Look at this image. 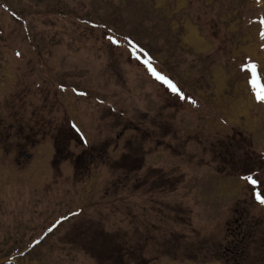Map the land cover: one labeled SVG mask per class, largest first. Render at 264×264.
I'll return each mask as SVG.
<instances>
[{"label":"rangeland","instance_id":"1","mask_svg":"<svg viewBox=\"0 0 264 264\" xmlns=\"http://www.w3.org/2000/svg\"><path fill=\"white\" fill-rule=\"evenodd\" d=\"M261 21L264 0H0V264H238L240 205L238 262L264 264ZM234 132L260 168L222 172Z\"/></svg>","mask_w":264,"mask_h":264},{"label":"trees","instance_id":"2","mask_svg":"<svg viewBox=\"0 0 264 264\" xmlns=\"http://www.w3.org/2000/svg\"><path fill=\"white\" fill-rule=\"evenodd\" d=\"M113 29L115 30L116 28ZM222 137V139H218L219 142L217 141L215 144H213V147H211L212 156L216 161L222 163V168L225 169V171L222 172L230 174L231 176H237V173L234 172L235 170L230 171V169L234 168L236 170H240L241 168L240 171L244 175L245 172L248 171L247 167L249 164L247 162L249 161L256 166L258 165L257 167H261V161L259 160L256 162L255 158L250 152L251 136L242 132H234L231 135H226ZM243 165H245V167L247 168L245 172L242 168ZM239 204L240 202H237V205ZM239 209H236V211L239 213H243L244 216H250L249 208H247L246 206L240 205ZM245 220L248 219L246 218ZM243 236L246 238L248 236V232H243ZM244 243V241H239L237 244L234 245L240 253H243L245 251V246L243 245ZM200 251L203 253L202 248L200 249ZM207 252L210 251L207 250ZM214 260H217V258H215Z\"/></svg>","mask_w":264,"mask_h":264},{"label":"flooded vegetation","instance_id":"3","mask_svg":"<svg viewBox=\"0 0 264 264\" xmlns=\"http://www.w3.org/2000/svg\"><path fill=\"white\" fill-rule=\"evenodd\" d=\"M0 125H2L1 122H0ZM235 213L236 214H240L239 218L235 221L236 228L233 229V228H231L230 225H229V227H227L228 234H231L230 235L231 238L229 240V243L231 245H235L239 241L246 242V240L249 238V232L247 230H245V227L248 226L247 220H244V222H242V218H244V214L243 213H239L236 210H235ZM243 232H248V236L246 238L243 236ZM227 253L231 255V257L233 258L232 259L233 262L241 264V263L238 262V258H240L241 255H240V252L237 249L231 250V249L227 248Z\"/></svg>","mask_w":264,"mask_h":264},{"label":"snow or ice","instance_id":"4","mask_svg":"<svg viewBox=\"0 0 264 264\" xmlns=\"http://www.w3.org/2000/svg\"><path fill=\"white\" fill-rule=\"evenodd\" d=\"M261 23H264V21H261ZM110 39H112V38H110ZM112 42H113V43H116V41H115L114 39H112ZM137 59H139V57H137ZM145 63L149 64V68H150V70L153 72V75H155L156 78H157L158 80H160L162 83L166 84V85L168 86V88L171 89V91H172L173 93L179 95L181 99H184L183 94L179 91V89L176 87V85L172 83L171 80L167 79V78L164 77V76H161V75H160L159 73H157L154 69H151V65H150V63H149L148 61H145ZM251 69H252L253 74H255V72H256V65H252V66H251ZM255 84H256V82H255V80H254V81H253V85L255 86ZM258 98H259L260 100L264 101V92H262V93H258ZM245 179H247V180H248L251 184H253V185H256V184L258 183V180H257V179H254V178H252V177H250V176H249V177H246ZM256 199H257L260 203L264 204V198H262V196H261L260 193H256Z\"/></svg>","mask_w":264,"mask_h":264},{"label":"crops","instance_id":"5","mask_svg":"<svg viewBox=\"0 0 264 264\" xmlns=\"http://www.w3.org/2000/svg\"><path fill=\"white\" fill-rule=\"evenodd\" d=\"M213 199H215V198H213Z\"/></svg>","mask_w":264,"mask_h":264}]
</instances>
